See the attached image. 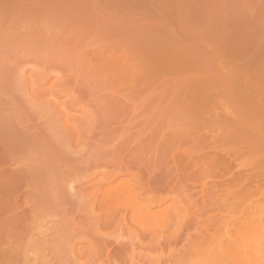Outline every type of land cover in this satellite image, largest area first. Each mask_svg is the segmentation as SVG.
<instances>
[{
	"label": "rangeland",
	"instance_id": "1",
	"mask_svg": "<svg viewBox=\"0 0 264 264\" xmlns=\"http://www.w3.org/2000/svg\"><path fill=\"white\" fill-rule=\"evenodd\" d=\"M0 264H264V0H0Z\"/></svg>",
	"mask_w": 264,
	"mask_h": 264
}]
</instances>
